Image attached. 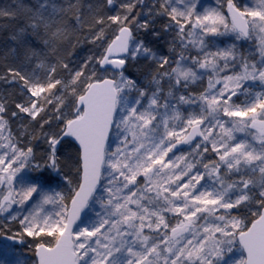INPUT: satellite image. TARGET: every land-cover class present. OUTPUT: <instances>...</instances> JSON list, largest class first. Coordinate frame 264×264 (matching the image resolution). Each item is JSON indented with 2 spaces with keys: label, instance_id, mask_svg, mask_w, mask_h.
<instances>
[{
  "label": "snow or ice",
  "instance_id": "snow-or-ice-1",
  "mask_svg": "<svg viewBox=\"0 0 264 264\" xmlns=\"http://www.w3.org/2000/svg\"><path fill=\"white\" fill-rule=\"evenodd\" d=\"M0 264H264V0H0Z\"/></svg>",
  "mask_w": 264,
  "mask_h": 264
},
{
  "label": "rangeland",
  "instance_id": "rangeland-1",
  "mask_svg": "<svg viewBox=\"0 0 264 264\" xmlns=\"http://www.w3.org/2000/svg\"><path fill=\"white\" fill-rule=\"evenodd\" d=\"M205 3H212L214 0H203ZM252 3H255V0H251Z\"/></svg>",
  "mask_w": 264,
  "mask_h": 264
}]
</instances>
